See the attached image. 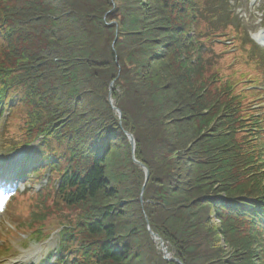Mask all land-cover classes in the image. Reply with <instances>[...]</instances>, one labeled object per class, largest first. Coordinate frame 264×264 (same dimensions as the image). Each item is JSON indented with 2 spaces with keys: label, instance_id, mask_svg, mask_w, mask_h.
I'll return each instance as SVG.
<instances>
[{
  "label": "trees",
  "instance_id": "1",
  "mask_svg": "<svg viewBox=\"0 0 264 264\" xmlns=\"http://www.w3.org/2000/svg\"><path fill=\"white\" fill-rule=\"evenodd\" d=\"M263 81L230 0H0L1 138L51 173L20 226L62 264H264Z\"/></svg>",
  "mask_w": 264,
  "mask_h": 264
},
{
  "label": "rangeland",
  "instance_id": "2",
  "mask_svg": "<svg viewBox=\"0 0 264 264\" xmlns=\"http://www.w3.org/2000/svg\"><path fill=\"white\" fill-rule=\"evenodd\" d=\"M237 9V15L241 19V26L244 30L245 37L248 35L253 39L254 41L258 38L261 40L264 39V21H262L263 16V10H264V0H238L237 4L235 6ZM264 41L261 42V44L264 45ZM264 86V84L262 85ZM7 116V112L5 113L4 117L0 120V130L1 125L4 121V118ZM7 149H3L0 145V165L7 161L9 156H7ZM35 149L33 147L27 148L23 151L22 157L19 160L20 165L17 166L16 173L14 175H18L21 173L22 169L23 172L26 168V162L33 156ZM9 153V152H8ZM34 168V167H32ZM31 168V169H32ZM22 175L25 177V173H22ZM49 173L46 172V174L42 177L41 180L38 182H35L32 184V190H39L40 188H43L45 186V183L47 181ZM25 180V178L23 179ZM23 182V181H22ZM22 187L20 191H24L29 186H24V184H21ZM4 188L1 190L3 191ZM27 205L22 206L21 211H26ZM7 211L4 210V207L0 206V251H5L4 256H0V264H11L16 263L19 261V259L23 256L24 250H32L34 245L36 247H41L43 249V254L34 262L31 264H47L48 261L45 260L48 258L49 255H51V259L49 260L50 264H57L58 256H57V246H58V236L56 234L53 235V237L47 241L43 242L40 245H36L34 241H31L28 239V236H23L22 233L19 234V231H16L13 227V223L9 220V217L6 215ZM24 220H27L29 216L20 215ZM24 222V221H22ZM22 229H25V227H21ZM11 237L2 239L1 236H4V234H8ZM2 240L5 242L2 243ZM44 262V263H43ZM24 264V263H20Z\"/></svg>",
  "mask_w": 264,
  "mask_h": 264
},
{
  "label": "water",
  "instance_id": "3",
  "mask_svg": "<svg viewBox=\"0 0 264 264\" xmlns=\"http://www.w3.org/2000/svg\"><path fill=\"white\" fill-rule=\"evenodd\" d=\"M111 87H112V84H111ZM111 98V95H109V99ZM110 103H112V101L110 100ZM114 110H116V109H114ZM117 111V110H116ZM118 112V111H117ZM128 138H129V141H130V144H131V146H132V150L134 151V149H135V143H134V139H133V137L131 136V135H128ZM144 168V167H143ZM144 170H145V173H146V180L148 179V176H149V174H148V171L144 168ZM143 191H144V187H143V189H142V192H141V194H143ZM141 199H142V195H141ZM150 233L152 234V236H153V238H154V240L157 242L159 239L150 231ZM160 243H161V247H162V249H163V252H164V254H165V257L167 256V249L166 248H163V245H162V242L160 241ZM172 260V259H171Z\"/></svg>",
  "mask_w": 264,
  "mask_h": 264
},
{
  "label": "bare ground",
  "instance_id": "4",
  "mask_svg": "<svg viewBox=\"0 0 264 264\" xmlns=\"http://www.w3.org/2000/svg\"><path fill=\"white\" fill-rule=\"evenodd\" d=\"M11 167H13V165L12 164H2V165H0V171H4L5 172V170H7V169H9V168H11ZM1 179H3V175H1L0 176V180ZM31 261H32V259H20V261L18 262V263H11V264H20V263H25V264H30L31 263Z\"/></svg>",
  "mask_w": 264,
  "mask_h": 264
}]
</instances>
